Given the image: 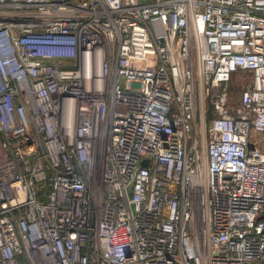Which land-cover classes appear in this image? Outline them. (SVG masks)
Here are the masks:
<instances>
[{
	"label": "built area",
	"instance_id": "1",
	"mask_svg": "<svg viewBox=\"0 0 264 264\" xmlns=\"http://www.w3.org/2000/svg\"><path fill=\"white\" fill-rule=\"evenodd\" d=\"M0 264H264V0H0Z\"/></svg>",
	"mask_w": 264,
	"mask_h": 264
},
{
	"label": "rangeland",
	"instance_id": "2",
	"mask_svg": "<svg viewBox=\"0 0 264 264\" xmlns=\"http://www.w3.org/2000/svg\"><path fill=\"white\" fill-rule=\"evenodd\" d=\"M246 75L247 76V72L245 71H237L234 76H233V84H232V88L233 90H235V95L238 94L240 88L242 87L241 83H237L236 80L237 79H242L243 76ZM247 78V77H246ZM245 80V78H243ZM243 83V82H242Z\"/></svg>",
	"mask_w": 264,
	"mask_h": 264
}]
</instances>
